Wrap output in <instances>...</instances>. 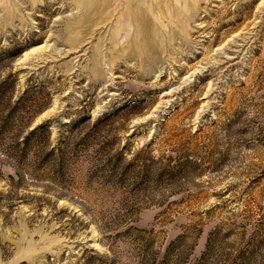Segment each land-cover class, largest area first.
<instances>
[{"label": "rangeland", "instance_id": "obj_1", "mask_svg": "<svg viewBox=\"0 0 264 264\" xmlns=\"http://www.w3.org/2000/svg\"><path fill=\"white\" fill-rule=\"evenodd\" d=\"M0 264H264V0H0Z\"/></svg>", "mask_w": 264, "mask_h": 264}, {"label": "bare ground", "instance_id": "obj_2", "mask_svg": "<svg viewBox=\"0 0 264 264\" xmlns=\"http://www.w3.org/2000/svg\"><path fill=\"white\" fill-rule=\"evenodd\" d=\"M170 6H171V5H170ZM181 11H182V10H181ZM142 13H143V12H142ZM142 13H141V14H142ZM180 13H181V12H180ZM141 14H140V15H141ZM187 17H188V16H187ZM144 18H145V16H144ZM142 20H143V19H142ZM142 20H141V21H142ZM147 21H148V20H147ZM146 23H147V22H146ZM139 31H140V30H139ZM147 31H148V30H147ZM143 39H144V38H143ZM148 39H151V38H149V36H148ZM148 39H147V40H148Z\"/></svg>", "mask_w": 264, "mask_h": 264}]
</instances>
